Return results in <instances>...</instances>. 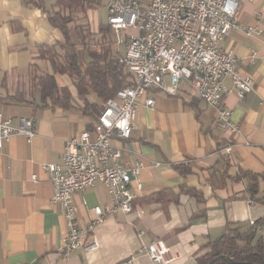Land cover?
I'll use <instances>...</instances> for the list:
<instances>
[{
    "label": "crops",
    "instance_id": "0c3cea01",
    "mask_svg": "<svg viewBox=\"0 0 264 264\" xmlns=\"http://www.w3.org/2000/svg\"><path fill=\"white\" fill-rule=\"evenodd\" d=\"M103 1L88 12L101 6L106 13ZM237 10V26L222 48L241 58L254 54L252 62L240 65L252 77L253 90L242 101L233 91L223 99L238 130L220 128L217 110L185 84L175 95L151 92L155 104L149 108L141 101L136 106L130 138L112 140L120 147L122 163H142L132 212L106 215L89 236L98 247L64 257L67 226L60 207L51 201L53 188L41 164L60 163L64 142L88 129L94 117L66 74L54 77L72 96L68 107L42 103L30 89L33 70L53 74L50 62L39 57L40 48L61 42L62 36L40 9L26 7L22 0H0V112L13 126L21 117L35 121L30 142L15 135L0 148V264H153L139 252L141 244L153 240L178 254L170 264H192L226 225L257 220L264 245V203L240 198L246 181H232L239 171L264 172V0L240 3ZM87 100L99 103L93 95ZM187 187L197 196L185 192ZM109 200L100 182L75 194L78 221L85 225L92 209L109 205Z\"/></svg>",
    "mask_w": 264,
    "mask_h": 264
},
{
    "label": "built area",
    "instance_id": "2783aa9c",
    "mask_svg": "<svg viewBox=\"0 0 264 264\" xmlns=\"http://www.w3.org/2000/svg\"><path fill=\"white\" fill-rule=\"evenodd\" d=\"M252 0H104L107 26L114 32V43L124 46L117 60L129 73L131 83L106 100L91 126L64 142L60 163H42L53 188L52 203L60 207L67 226L62 239L63 256L74 250L90 252L98 247L89 239L94 227L115 212L130 213L142 163L124 164L120 147L112 140L130 138L136 106L142 101L152 108L149 94L162 91L175 95L181 84L218 112L217 123L223 130L237 131L231 110L222 106L224 96L233 91L238 101L252 91L254 81L240 69L252 62L222 48L228 32L236 27L240 3ZM125 33V35L123 34ZM229 80V84L225 80ZM18 126L0 112V148L15 135L27 142L35 134L33 117L19 118ZM36 180L35 176L31 177ZM96 182L102 183L109 205L95 206L93 216L82 225L77 218L74 195ZM253 223V222H250ZM153 264H170L179 256L161 240L141 244ZM124 264H131V260Z\"/></svg>",
    "mask_w": 264,
    "mask_h": 264
},
{
    "label": "trees",
    "instance_id": "16d2710c",
    "mask_svg": "<svg viewBox=\"0 0 264 264\" xmlns=\"http://www.w3.org/2000/svg\"><path fill=\"white\" fill-rule=\"evenodd\" d=\"M22 3L44 12L50 26L58 29L62 36L61 42L40 48L39 57L50 62L53 74L33 70L29 77L30 89L39 95L42 103L48 101L51 106L68 107L72 96L54 77V73L66 74L72 79L84 109L95 118L107 99L131 83L129 73L118 63V53L112 51L106 26H100L96 32L99 39L93 44L86 40L88 34L93 38L95 32L82 21L100 0H22ZM88 95L95 96L99 103H89ZM242 179L246 185L240 198L264 203V172L239 171L232 181ZM184 191L194 196L198 194L188 187ZM160 195L163 193L157 194ZM259 221L226 225L217 238L202 246L205 250L192 264H264V245L257 235Z\"/></svg>",
    "mask_w": 264,
    "mask_h": 264
},
{
    "label": "rangeland",
    "instance_id": "374dc122",
    "mask_svg": "<svg viewBox=\"0 0 264 264\" xmlns=\"http://www.w3.org/2000/svg\"><path fill=\"white\" fill-rule=\"evenodd\" d=\"M107 13H104L100 8L98 9H93L91 11H89L87 13V18L86 20H83V24H88L89 29L91 30V32H95L93 33L94 37H91V34H88V36L86 37L87 42H91V44H93V42H95L94 40L99 39V36H97L96 32L99 30L100 26H104L107 25ZM87 22V23H86ZM125 35V33H123ZM107 38L112 41L111 43V48L113 52H118L119 54H122L124 51V46L122 45H116V43H114V34L112 32L107 31ZM125 69V68H124ZM126 70V69H125Z\"/></svg>",
    "mask_w": 264,
    "mask_h": 264
}]
</instances>
